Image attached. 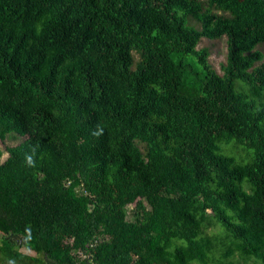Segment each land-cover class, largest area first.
<instances>
[{"label": "trees", "instance_id": "obj_1", "mask_svg": "<svg viewBox=\"0 0 264 264\" xmlns=\"http://www.w3.org/2000/svg\"><path fill=\"white\" fill-rule=\"evenodd\" d=\"M260 45L264 0H0V264H264Z\"/></svg>", "mask_w": 264, "mask_h": 264}, {"label": "rangeland", "instance_id": "obj_2", "mask_svg": "<svg viewBox=\"0 0 264 264\" xmlns=\"http://www.w3.org/2000/svg\"><path fill=\"white\" fill-rule=\"evenodd\" d=\"M198 47H206L209 51L208 60L210 64L218 71L220 72V64L225 61V55H226V43L225 38L221 39H207L202 38L199 42ZM258 48L263 52L264 54V45L258 46ZM22 139V137L19 138H6L3 142L0 141V149L4 150L6 146L15 144L19 142ZM238 148V147H237ZM239 153L243 152L240 148L237 149ZM238 153V152H237ZM6 157V153L3 152V154L0 157V160H3ZM26 251L25 249H22ZM29 252V251H26Z\"/></svg>", "mask_w": 264, "mask_h": 264}]
</instances>
